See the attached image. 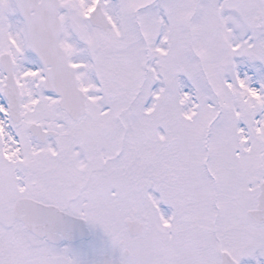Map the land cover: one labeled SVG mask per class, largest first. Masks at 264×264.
I'll return each instance as SVG.
<instances>
[{"label": "snow or ice", "instance_id": "6c2138e0", "mask_svg": "<svg viewBox=\"0 0 264 264\" xmlns=\"http://www.w3.org/2000/svg\"><path fill=\"white\" fill-rule=\"evenodd\" d=\"M0 264H264V0H0Z\"/></svg>", "mask_w": 264, "mask_h": 264}]
</instances>
